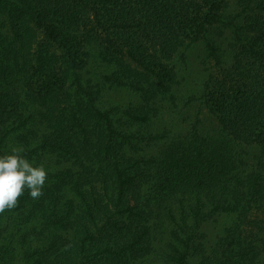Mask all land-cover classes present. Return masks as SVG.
<instances>
[{"label": "trees", "instance_id": "trees-1", "mask_svg": "<svg viewBox=\"0 0 264 264\" xmlns=\"http://www.w3.org/2000/svg\"><path fill=\"white\" fill-rule=\"evenodd\" d=\"M0 9L10 20L0 26V155L19 146L26 158L48 148L65 156L67 169L54 177L81 200L74 258L70 243L49 253L55 239L29 260L264 264V218L250 234L242 226L264 200V0H0ZM88 13L89 28L81 26ZM38 30L61 49V75L54 65L20 62ZM199 46L204 78L183 93L177 61ZM90 68L95 77H86ZM105 89H126L138 102L111 105ZM183 98L205 108L211 126L199 128L198 119L148 154L151 142L167 138L164 109ZM38 128L41 142L20 144ZM30 198L25 188L14 209ZM74 204L51 205L43 223L63 232ZM218 213L230 222L211 243L203 228ZM164 215L173 226L168 251L156 245L161 228L151 223ZM31 217L25 231L38 223ZM102 221L108 239L98 243Z\"/></svg>", "mask_w": 264, "mask_h": 264}, {"label": "rangeland", "instance_id": "rangeland-1", "mask_svg": "<svg viewBox=\"0 0 264 264\" xmlns=\"http://www.w3.org/2000/svg\"><path fill=\"white\" fill-rule=\"evenodd\" d=\"M84 21L81 26L89 28V20H93L91 14H84ZM0 26L4 31L9 27V17L8 12L0 9ZM36 39H29L32 42L31 45H27V48H24L25 57L20 59V62L26 66L34 65L40 66L43 69H49L54 65V70L57 71L56 74L61 75L63 73L61 67L66 69L65 63H62L60 60L62 56V51L57 47L51 40L45 36V34L38 30L36 32ZM202 49L199 46L197 49L189 53V57L186 61H177L178 69L180 70L181 78H183L182 83V92L185 93L186 90L198 88L204 78L202 73L201 54ZM27 52L34 53V59H27ZM57 60H59L57 62ZM91 74H86V77L96 76V70L90 68ZM41 74V73H40ZM95 74V75H94ZM65 88L67 89L70 86L69 75H64ZM104 97L107 103L111 105H127L130 103H137L138 98L131 94L126 89H105ZM182 98V97H180ZM184 99L175 100L174 105L171 109H164L163 116L161 117L162 124L160 126L162 133L166 134L167 138L160 141H153L147 149V153L152 155L158 154L160 149L164 147L165 143L168 144L176 139L180 135H184L192 130V125L197 124V120H200L199 128H207L211 126L207 111L205 108L199 107V105L194 102L193 104L187 106L184 102ZM179 112V113H178ZM174 120H171V119ZM170 119V121H169ZM174 122V123H173ZM50 130V126H46ZM159 128V129H160ZM43 129L36 131L32 130L31 132L26 133L25 138H19V142L24 147L32 143L34 140H39L41 142V137L43 136ZM35 132V133H34ZM44 138V137H43ZM55 138V137H53ZM52 138V139H53ZM17 146L16 148H18ZM43 151L41 149L38 153H35L32 158H27L34 166L43 165L47 170V178L45 184L42 187V195L38 198H30L29 203L22 210H15L14 207L11 209H5L3 212H0V247H2L0 253V264H35V260H29L28 254H36V258L40 256L42 251H45L50 247L52 242L55 239H58L60 242L54 249H51L49 253L56 252L60 247H70L68 254L74 258L75 255V242L78 238V229L80 228V204L81 200L78 196H75V192L72 188H67L64 190L63 181L59 178H55L54 175L67 169L68 159L65 156L60 154H55L53 150ZM52 150V151H50ZM249 153H252L249 150ZM252 157V156H251ZM73 201L75 212L70 218L65 221L63 226V232L61 229L48 228L46 223H43V217L45 214L51 212V205H54L57 202H68ZM178 207L176 201H172ZM107 207V212L110 213L113 211L112 206ZM37 214L38 223L34 226H31L28 231H25L27 227L26 215L31 217V215ZM159 218L158 220H151V223L154 224L157 221L158 226L161 228L157 231L156 236V245L160 248L166 249L170 241H172V235L170 234V223L166 218L167 215ZM32 218V217H31ZM258 218H264V200L262 204H254L252 210L249 213V219L245 221L242 226L246 234L252 233L251 231L257 228L256 222ZM34 219V218H32ZM35 220V219H34ZM104 221V220H103ZM103 221L97 226L96 229V242L103 243L108 239V236L103 228ZM230 219L227 218L224 213L216 214L212 219H210L203 228L205 234H207V240L209 242H214L216 237L222 234L223 229L229 225ZM171 224L174 222L171 220ZM264 224H260L263 226ZM67 230V231H66ZM12 244L11 247H8V242ZM62 241V243H61ZM8 245V246H7ZM169 248H167V251ZM48 255H51L49 254ZM83 261L86 259L81 258ZM51 261V259H50ZM78 259L69 262L74 264ZM153 264H168L161 258H156L153 260Z\"/></svg>", "mask_w": 264, "mask_h": 264}, {"label": "clouds", "instance_id": "clouds-1", "mask_svg": "<svg viewBox=\"0 0 264 264\" xmlns=\"http://www.w3.org/2000/svg\"><path fill=\"white\" fill-rule=\"evenodd\" d=\"M22 152L13 148L11 154L0 155V212L15 207L25 188L34 199L42 195L47 170L34 166Z\"/></svg>", "mask_w": 264, "mask_h": 264}]
</instances>
